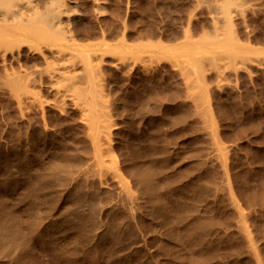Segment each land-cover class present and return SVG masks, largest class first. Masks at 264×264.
<instances>
[{
  "label": "rangeland",
  "instance_id": "obj_1",
  "mask_svg": "<svg viewBox=\"0 0 264 264\" xmlns=\"http://www.w3.org/2000/svg\"><path fill=\"white\" fill-rule=\"evenodd\" d=\"M0 264H264V0H0Z\"/></svg>",
  "mask_w": 264,
  "mask_h": 264
}]
</instances>
